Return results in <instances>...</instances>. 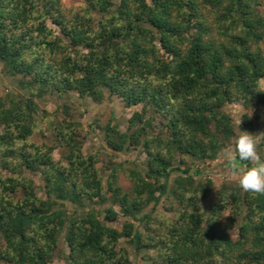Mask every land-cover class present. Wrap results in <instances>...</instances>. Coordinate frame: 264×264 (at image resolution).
<instances>
[{"label": "trees", "instance_id": "obj_1", "mask_svg": "<svg viewBox=\"0 0 264 264\" xmlns=\"http://www.w3.org/2000/svg\"><path fill=\"white\" fill-rule=\"evenodd\" d=\"M83 3L67 12L61 0H0V64L19 91L0 98V263L51 264L66 228L67 264H130L122 239L160 264H264V194L223 183L205 204L213 182L194 172L236 137L226 105L264 112L263 0ZM68 93L140 106L126 132L104 128L111 152L146 155L128 190L117 169L103 181L78 123H51L52 146L30 142L35 99ZM162 200L173 217L152 220ZM108 203L119 210L96 209ZM120 216L122 232L107 225Z\"/></svg>", "mask_w": 264, "mask_h": 264}, {"label": "rangeland", "instance_id": "obj_2", "mask_svg": "<svg viewBox=\"0 0 264 264\" xmlns=\"http://www.w3.org/2000/svg\"><path fill=\"white\" fill-rule=\"evenodd\" d=\"M64 9L67 12H76L84 7L83 0H61ZM264 5V0H263ZM264 9V6H263ZM261 49L264 51V43L261 44ZM261 88L264 90V79L260 81ZM19 93L11 79L6 77L2 72L0 64V98L8 93ZM41 120L34 135L30 139L31 143L35 145L46 144L48 146L54 145L53 133L51 132V123L71 121L78 123V133L82 143V152L84 155L95 154L97 156V168L103 176V181H106L107 176L113 169H117L118 185L124 190H128L131 183L128 178V172L131 169L142 171L145 169L146 155L141 148L137 150H129L122 153H114L108 150L104 143V128L106 125H116L121 132H126L129 126V119L133 113L140 111V106L125 108L120 100L108 96L104 93L103 99L100 103L93 102L90 98H80L76 93H68L62 97L46 94L42 98L35 99ZM225 111L231 116L234 125L236 137L239 135V128L241 131H246L252 135H257L258 153L262 160H264V112L259 105H254L251 109H244L239 104H228ZM250 124V128L243 125L244 118ZM240 124V125H239ZM239 126V127H238ZM224 147L218 154L214 161L206 162L195 167L194 172L198 168V177L200 180L205 178L211 179L213 182L212 194L205 204L214 203L216 201V193L223 183H230L239 186L238 175L241 171L247 170L245 164L237 160V174L232 175V165L225 158L224 152L235 151V140ZM64 151L57 148L53 152V159L56 162L63 161ZM249 162V161H248ZM252 165V162H249ZM174 178L171 176L170 181ZM36 183H40L39 177L35 176ZM164 200L152 212V220H157L159 215H167L172 218V214H167L163 209ZM110 203L103 206H96V209L102 211L104 208L110 207ZM69 213L72 212V206L67 204ZM116 211L118 207L111 206ZM152 206H149L144 212L149 213ZM165 213V214H164ZM227 215H224V218ZM127 219L120 216L117 222L107 224L109 227L116 229L119 232L123 231V227ZM137 231H143V224L134 222ZM232 239L237 238V231H229ZM4 242L0 235V251L3 249ZM120 247L127 249L129 253L130 264H160L155 261H145L143 259L144 253H137L134 246L128 240L122 239L119 243ZM68 246L66 242V228L61 231L58 247L55 251L54 259L51 264H67ZM2 264V263H0Z\"/></svg>", "mask_w": 264, "mask_h": 264}, {"label": "clouds", "instance_id": "obj_3", "mask_svg": "<svg viewBox=\"0 0 264 264\" xmlns=\"http://www.w3.org/2000/svg\"><path fill=\"white\" fill-rule=\"evenodd\" d=\"M257 149V135L241 131L239 128V135L235 140V151H225L224 156L231 163L232 169L230 171L234 176L239 171L236 164L237 160L252 162L253 166L239 173V186L244 191L264 194V160L261 159Z\"/></svg>", "mask_w": 264, "mask_h": 264}]
</instances>
